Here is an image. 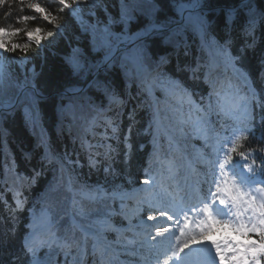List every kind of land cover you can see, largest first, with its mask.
<instances>
[{
    "label": "trees",
    "instance_id": "obj_1",
    "mask_svg": "<svg viewBox=\"0 0 264 264\" xmlns=\"http://www.w3.org/2000/svg\"><path fill=\"white\" fill-rule=\"evenodd\" d=\"M140 1L99 0L92 8L87 0H0V29L11 33L3 54L7 66L0 69V105L15 101L24 85L47 96L39 99L28 89L11 112H0V264H28L23 237L30 208L49 210L53 230L73 246L45 249L47 258L80 264L81 242L91 249L93 238L77 228L73 214L129 264H142L148 248L122 213L134 177L153 160L156 142L164 144L167 138L157 101L169 132L188 146L204 132L216 139L237 121L263 143V133L254 128L264 127V0H200L202 9L186 23L141 42L142 63L162 65L160 86L152 88L155 100L148 85L136 84L135 56L126 51L84 92L62 94L85 85L118 42L139 30L150 33L156 24L178 23L182 10L196 0H143L149 3L145 9L140 3L136 7ZM255 33L258 37L251 41ZM206 43L224 53L246 83L228 78L214 91L197 77L199 60L210 54ZM20 58L28 59L23 67L9 63ZM246 86H252L251 96ZM114 98L123 102L99 119ZM249 98L253 109L246 103ZM206 99L214 105L211 118L197 114L198 107L211 109V103L205 107ZM165 107L178 110L175 119H167ZM93 129L104 133L97 137L103 146L86 148L83 139H92ZM239 145L246 148L248 168L256 167L254 174L262 177V171L264 176V143L258 148ZM107 219L120 228L105 227ZM110 255L121 264L113 249ZM95 262L109 264L104 247Z\"/></svg>",
    "mask_w": 264,
    "mask_h": 264
},
{
    "label": "rangeland",
    "instance_id": "obj_2",
    "mask_svg": "<svg viewBox=\"0 0 264 264\" xmlns=\"http://www.w3.org/2000/svg\"><path fill=\"white\" fill-rule=\"evenodd\" d=\"M87 1L91 4L90 6L92 8L97 6V4L99 2V0H87ZM139 3L142 4V7H141V5H139ZM148 5H149L148 2H144L143 0H141L140 2L137 3L136 7H141V8L145 9ZM89 11H87V13ZM154 27L155 26H151L150 32H152L154 30ZM10 34H11L10 31L0 29V69L1 70H3L7 66V63L5 61H3V56H4L3 54L7 48V43L9 41V38H10L9 35ZM147 34H145L144 30H139L137 33H135L133 35L131 40L134 41L135 43H138V39L145 37ZM257 37H258L257 33L251 34V41L255 40L254 38H257ZM122 41H120V42H122ZM120 42H118V43H120ZM132 50H134V49H132ZM186 52L191 53L189 50ZM215 53H220V52L218 50H216ZM219 55H222V53H220ZM216 59H217V57H216ZM27 62H28L27 58H20V59L11 60V62H9V63L10 64L15 63L18 66L23 67L27 64ZM155 73H157V70L154 72V74ZM152 77H153L152 75L149 76V72L144 75V79L149 80V85H148L149 90H152V88H153V83L150 82V79H152ZM89 81H92V79H90ZM24 89L25 90H28V89L33 90V89H35V86L34 85H31V86L24 85L22 87V89L20 90V94H18V96H21V94H23ZM18 101L16 100V103ZM167 109H169L168 113L171 116L175 115V114H171L173 112L172 109H170V108H167ZM223 163H224V161H220L219 169ZM221 168H222L223 172H232V170L229 167L228 168L225 167V165H222ZM150 185L151 184L149 182H142L141 185H139L138 187H135L136 193L139 194L142 191L150 193L153 189V188L151 189L152 185L151 186ZM236 188H239V187L234 186L235 190L232 191L231 195H228L225 193L221 195L218 192H216L214 195L216 198L221 199L225 205L229 206L228 211H230L231 209H236L238 211L240 210V213H242L244 211H248L250 209L251 205L255 204V203L256 204H262L263 203V206L258 208L259 211L261 212V217L255 216L257 214V210H255L252 212V217H248L246 214H245V216H242L243 223H240V222L235 223V219L232 223H227L224 220V222L222 224L225 225L224 227L226 228V230L220 232L218 235H215L209 239V241L213 242L211 245L214 247V252L216 253V255H215L216 258H221V259L225 260L228 264H240V262H243V261L247 260L249 257H251L249 255L251 250L247 249V246L244 242L245 236L250 231V230H248L249 228H255L257 230V232L264 231V197H261L259 194H254V193H247L244 196L242 194V192L239 190H236ZM137 198L138 197L135 198V202H137ZM222 202H220V203H222ZM134 205H136V203ZM140 207L141 206L139 205V208ZM137 210L138 209H136L135 207L132 206L129 209V211L126 212V214L130 216L129 218H132V219L137 218V216H134V213H136ZM45 217H47V216H45ZM168 219H169L168 216L162 217V215L159 214L157 216H150L147 219L139 221V224L143 228L142 231L144 232L145 240L147 242H149L148 244H150V236L151 235H153L155 233L160 234L161 233L160 231H163L162 229H159V228L162 227L163 224L165 223L164 221H166ZM227 219L232 221L231 218H227ZM245 220H247L248 222H244ZM44 222L45 221L40 220V223H44ZM247 223H249V225ZM173 226L176 228H173L171 230L170 239H172V241L174 243V250H173L172 259H174L176 261L182 259L183 254L189 249V246L191 243H200V242H203L206 240V238H204L202 236L203 233H201V235H199V236L192 237L190 239L191 241L189 244H184L182 242L180 228H178L179 226L177 224L173 225ZM35 228L36 229L38 228V232H41L40 227H37V226L33 227L32 232ZM39 235L38 234L32 235V237L36 239ZM55 241H56V239H55ZM250 247H252V245ZM248 255H249V257H248ZM236 257H239V259L236 260ZM254 260H256V259H252V261H254ZM176 264H178V262Z\"/></svg>",
    "mask_w": 264,
    "mask_h": 264
},
{
    "label": "water",
    "instance_id": "obj_3",
    "mask_svg": "<svg viewBox=\"0 0 264 264\" xmlns=\"http://www.w3.org/2000/svg\"><path fill=\"white\" fill-rule=\"evenodd\" d=\"M244 1V0H243ZM199 2V0H198ZM167 30V28H159L156 30V32H161V31H165ZM152 34H149L147 37H150ZM142 39H145V38H142ZM135 44L134 41H132L131 39H126L120 43H118L116 45L115 48L112 49L110 55L108 58L105 59V62L103 63V65L101 67H99V69L96 71L95 75L97 74H100L102 71H104L107 67L111 66L112 63H113V59H114V56L118 53H120L122 50H126L128 48H130L131 46H133ZM95 75L92 76V78L95 77ZM91 78V79H92ZM90 84V81L87 82V84L85 86H83L80 90L78 91H65L64 94H67V95H75V94H78L79 92L83 91L88 85ZM24 91V90H23ZM36 91V90H35ZM37 94H38V97L39 98H43L44 96H42V94L38 93V91H36ZM2 110H5L4 108H0V111Z\"/></svg>",
    "mask_w": 264,
    "mask_h": 264
},
{
    "label": "bare ground",
    "instance_id": "obj_4",
    "mask_svg": "<svg viewBox=\"0 0 264 264\" xmlns=\"http://www.w3.org/2000/svg\"><path fill=\"white\" fill-rule=\"evenodd\" d=\"M35 226H36V225H35ZM33 227H34V226H33ZM40 229H41V228H40ZM31 234H32V235H37V234L39 235L40 232H38V228H37V229L35 228ZM213 263L216 264L215 262H212L211 264H213Z\"/></svg>",
    "mask_w": 264,
    "mask_h": 264
}]
</instances>
